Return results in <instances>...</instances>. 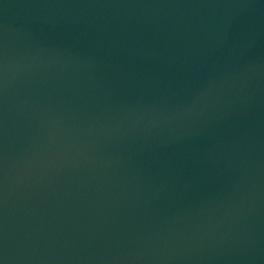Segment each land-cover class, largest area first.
I'll return each mask as SVG.
<instances>
[{"label":"water","instance_id":"95a60500","mask_svg":"<svg viewBox=\"0 0 264 264\" xmlns=\"http://www.w3.org/2000/svg\"><path fill=\"white\" fill-rule=\"evenodd\" d=\"M0 264H264V0H0Z\"/></svg>","mask_w":264,"mask_h":264}]
</instances>
